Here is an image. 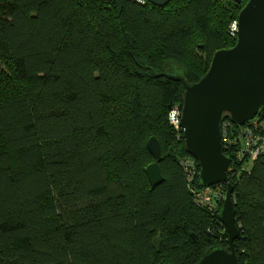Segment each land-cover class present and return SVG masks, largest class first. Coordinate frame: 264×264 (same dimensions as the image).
<instances>
[{"label":"trees","instance_id":"1","mask_svg":"<svg viewBox=\"0 0 264 264\" xmlns=\"http://www.w3.org/2000/svg\"><path fill=\"white\" fill-rule=\"evenodd\" d=\"M247 1L0 0V264H198L228 248L223 200L195 202L199 165L189 181L168 120L181 83L156 73L173 61L198 81ZM227 181L239 264H264V157Z\"/></svg>","mask_w":264,"mask_h":264},{"label":"water","instance_id":"2","mask_svg":"<svg viewBox=\"0 0 264 264\" xmlns=\"http://www.w3.org/2000/svg\"><path fill=\"white\" fill-rule=\"evenodd\" d=\"M165 6L171 0H147ZM240 3L242 0H234ZM236 43L217 50L209 69L198 81L189 83L181 65L170 61L158 77L181 83L182 104L179 127L186 151L197 160L198 180L202 187L226 184L225 197L218 211V219L228 235V248L209 247L198 264H239L234 241L240 230L236 225L233 185L227 181L231 162L222 150L221 123L225 115L237 125L254 118L264 106V0H248L237 18ZM146 147L153 158L145 173L152 187L163 182L159 166V140L152 136Z\"/></svg>","mask_w":264,"mask_h":264},{"label":"built area","instance_id":"3","mask_svg":"<svg viewBox=\"0 0 264 264\" xmlns=\"http://www.w3.org/2000/svg\"><path fill=\"white\" fill-rule=\"evenodd\" d=\"M232 30L236 32L237 24H233ZM181 116V106L173 105L168 114L169 123L176 129H180L179 120ZM257 116V115H256ZM246 121L243 125L235 129L232 122L225 119L221 123L222 148L237 145L234 156L227 168V173L232 177H237L240 170L249 169V166L259 156L264 157V119L257 117ZM182 166L187 171L188 180L190 181L196 173V164L194 158H184L181 161ZM226 192V184L218 183L211 186H205L193 191L194 200L199 205L210 206L216 200H223Z\"/></svg>","mask_w":264,"mask_h":264}]
</instances>
